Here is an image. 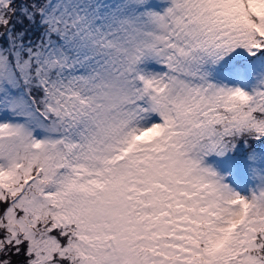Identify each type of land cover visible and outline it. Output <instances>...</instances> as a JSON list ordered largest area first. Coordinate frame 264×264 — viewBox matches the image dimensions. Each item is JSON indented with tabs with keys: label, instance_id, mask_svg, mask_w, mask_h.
Listing matches in <instances>:
<instances>
[{
	"label": "snow or ice",
	"instance_id": "snow-or-ice-1",
	"mask_svg": "<svg viewBox=\"0 0 264 264\" xmlns=\"http://www.w3.org/2000/svg\"><path fill=\"white\" fill-rule=\"evenodd\" d=\"M0 264H264V0H0Z\"/></svg>",
	"mask_w": 264,
	"mask_h": 264
}]
</instances>
